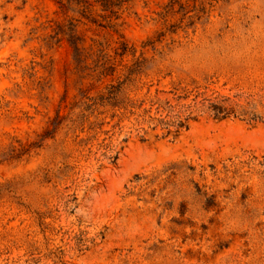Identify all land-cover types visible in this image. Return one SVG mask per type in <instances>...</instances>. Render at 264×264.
<instances>
[{"label":"rangeland","instance_id":"1","mask_svg":"<svg viewBox=\"0 0 264 264\" xmlns=\"http://www.w3.org/2000/svg\"><path fill=\"white\" fill-rule=\"evenodd\" d=\"M0 264H264V0H0Z\"/></svg>","mask_w":264,"mask_h":264},{"label":"trees","instance_id":"2","mask_svg":"<svg viewBox=\"0 0 264 264\" xmlns=\"http://www.w3.org/2000/svg\"><path fill=\"white\" fill-rule=\"evenodd\" d=\"M78 1H80V2H85V0H78Z\"/></svg>","mask_w":264,"mask_h":264}]
</instances>
